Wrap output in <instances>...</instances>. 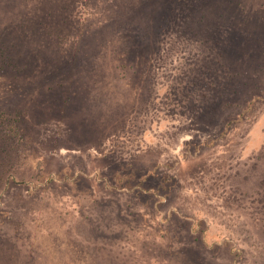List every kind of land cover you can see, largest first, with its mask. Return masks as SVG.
I'll return each instance as SVG.
<instances>
[{
    "label": "rangeland",
    "instance_id": "1",
    "mask_svg": "<svg viewBox=\"0 0 264 264\" xmlns=\"http://www.w3.org/2000/svg\"><path fill=\"white\" fill-rule=\"evenodd\" d=\"M0 264H264V0H0Z\"/></svg>",
    "mask_w": 264,
    "mask_h": 264
},
{
    "label": "trees",
    "instance_id": "2",
    "mask_svg": "<svg viewBox=\"0 0 264 264\" xmlns=\"http://www.w3.org/2000/svg\"><path fill=\"white\" fill-rule=\"evenodd\" d=\"M222 132H223V131H222ZM234 255H235V256H238V255H239V252H238V251H235ZM190 258L192 259V263H196V262H194L195 259H194L193 257H190Z\"/></svg>",
    "mask_w": 264,
    "mask_h": 264
}]
</instances>
